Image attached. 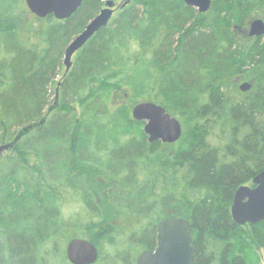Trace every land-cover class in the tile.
<instances>
[{"label": "trees", "instance_id": "16d2710c", "mask_svg": "<svg viewBox=\"0 0 264 264\" xmlns=\"http://www.w3.org/2000/svg\"><path fill=\"white\" fill-rule=\"evenodd\" d=\"M126 1L65 73L104 1L58 21L0 0V264H69L75 238L97 248L94 264H135L172 217L191 226L192 264H260L264 223L239 226L230 210L264 170V37L244 34L264 0H211L204 14ZM140 102L179 119L178 142H148Z\"/></svg>", "mask_w": 264, "mask_h": 264}, {"label": "water", "instance_id": "95a60500", "mask_svg": "<svg viewBox=\"0 0 264 264\" xmlns=\"http://www.w3.org/2000/svg\"><path fill=\"white\" fill-rule=\"evenodd\" d=\"M199 13H206L211 0H181ZM28 11L38 19L52 16L64 21L71 18L81 7L83 0H24ZM128 3H123L122 7ZM115 3L105 2V8L85 26L68 44L63 56V66L67 73L72 67V57L101 29L108 26L113 15ZM250 38L264 37V22L260 19L250 24ZM249 83H242V93L250 91ZM131 116L143 124V132L149 143L175 144L182 134L180 121L168 114L164 108L153 102H140L131 109ZM10 145L0 146V153ZM232 220L239 226L264 223V170L252 180V186H241L234 194L231 206ZM195 253L194 239L188 221L168 218L156 226V246L152 251L138 255L135 264H192ZM97 248L88 240L75 238L65 247V257L69 264H94L98 259Z\"/></svg>", "mask_w": 264, "mask_h": 264}, {"label": "rangeland", "instance_id": "374dc122", "mask_svg": "<svg viewBox=\"0 0 264 264\" xmlns=\"http://www.w3.org/2000/svg\"><path fill=\"white\" fill-rule=\"evenodd\" d=\"M104 1V3L106 2V1H109V0H103ZM113 1V0H112ZM114 3H115V6H114V8H113V10H114V12L116 13V10L119 8V6L123 3V0H117V1H114ZM122 6V5H121ZM103 8H105V4L102 6V8L101 9H103ZM32 17V16H31ZM36 18V17H35ZM258 19H260V20H262L263 22H264V19L263 18H254V19H251L249 22H248V26H247V29L246 30H244V34H245V36L246 37H248V32H249V29H250V24L253 22V21H255V20H258ZM29 20V19H28ZM27 20V21H28ZM39 20H41V19H39ZM249 38V37H248ZM30 42L31 43H37L38 42V37L37 36H32L31 37V39H30ZM64 56V55H63ZM73 58H74V56L72 57V62H73ZM62 63H63V59H62ZM64 68V67H63ZM64 72H65V70H64ZM242 81H243V83L244 82H248L247 80H244V79H242V80H239V81H237L236 83V85H237V89L239 90V86L242 84ZM240 92V91H239ZM242 93V92H241ZM138 104V103H137ZM135 104H131V109H132V107L134 106ZM175 118H177V117H175ZM178 119V118H177ZM179 120V119H178ZM246 186H248V185H246ZM70 211H72V209L70 210ZM85 240H87V239H85ZM259 255H260V257H261V259H260V264H264V250H260L259 251Z\"/></svg>", "mask_w": 264, "mask_h": 264}]
</instances>
